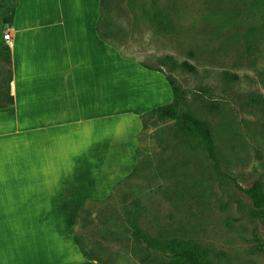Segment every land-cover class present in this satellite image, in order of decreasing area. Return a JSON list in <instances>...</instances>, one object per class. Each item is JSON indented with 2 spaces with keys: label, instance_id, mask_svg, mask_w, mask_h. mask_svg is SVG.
Instances as JSON below:
<instances>
[{
  "label": "rangeland",
  "instance_id": "obj_1",
  "mask_svg": "<svg viewBox=\"0 0 264 264\" xmlns=\"http://www.w3.org/2000/svg\"><path fill=\"white\" fill-rule=\"evenodd\" d=\"M4 16L0 103L11 71ZM97 33L118 55L175 79L179 111L208 124L222 173L176 120L143 117L137 168L109 198L86 203L72 231L87 257L96 264H166L135 240L139 229L158 242L206 249L213 264H264L255 247L264 232L232 181L247 188L261 177L264 184V104L249 102L264 97V0H103ZM168 97L170 103L171 91Z\"/></svg>",
  "mask_w": 264,
  "mask_h": 264
},
{
  "label": "crops",
  "instance_id": "obj_2",
  "mask_svg": "<svg viewBox=\"0 0 264 264\" xmlns=\"http://www.w3.org/2000/svg\"><path fill=\"white\" fill-rule=\"evenodd\" d=\"M99 18L100 0H17L2 40L0 264H96L74 241L80 210L133 174L143 117L169 104L164 74L104 44Z\"/></svg>",
  "mask_w": 264,
  "mask_h": 264
},
{
  "label": "trees",
  "instance_id": "obj_3",
  "mask_svg": "<svg viewBox=\"0 0 264 264\" xmlns=\"http://www.w3.org/2000/svg\"><path fill=\"white\" fill-rule=\"evenodd\" d=\"M102 1L103 0H100V5ZM16 7L17 0H0V12H4L5 15L3 18L4 25L10 26L12 24L13 14ZM4 50L7 52V54H9V49L7 46L4 47ZM144 67L149 70L162 73L160 69L150 68L147 66ZM183 67H185L189 71H194V67L187 63H184ZM10 81L11 71L7 80L6 87L4 89L5 102L0 103V108H4L13 104V97L11 96L9 89ZM166 82L171 90L173 98L172 102L167 105L153 109L150 113L157 114L160 117L176 120L180 128L186 134L200 142L204 149L206 158L211 162L217 172L222 173L220 170L219 157L216 152L215 141L210 127L207 123L196 119L188 112L179 111L181 88L177 84L175 79L170 76L166 77ZM249 102L255 106H262L264 104V97L260 95H251L249 97ZM211 107L215 109V106ZM232 181L238 187L239 191H241V193L245 196V198L249 200L252 206V216L254 217V219L259 221L264 232V184L262 178H256L247 188H242L238 186L234 179H232ZM79 220L80 213L78 215L77 223H79ZM133 236L135 240L145 246V248L151 250L152 252H158L159 254H161V256L166 258V264H213L211 261H209L207 257L209 251L199 246H191L178 242H158L147 236L139 229L134 230ZM74 241L79 247L82 255L88 260L93 261L92 259L87 257V255L81 248V245L75 238ZM255 241V247L257 251L264 255V241L262 240V238H256Z\"/></svg>",
  "mask_w": 264,
  "mask_h": 264
},
{
  "label": "built area",
  "instance_id": "obj_4",
  "mask_svg": "<svg viewBox=\"0 0 264 264\" xmlns=\"http://www.w3.org/2000/svg\"><path fill=\"white\" fill-rule=\"evenodd\" d=\"M2 40L5 42V43H8L10 40H11V34L7 31L6 33H4L2 35Z\"/></svg>",
  "mask_w": 264,
  "mask_h": 264
}]
</instances>
